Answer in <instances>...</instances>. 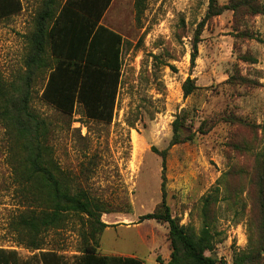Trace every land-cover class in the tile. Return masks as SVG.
Returning <instances> with one entry per match:
<instances>
[{
	"label": "rangeland",
	"instance_id": "obj_1",
	"mask_svg": "<svg viewBox=\"0 0 264 264\" xmlns=\"http://www.w3.org/2000/svg\"><path fill=\"white\" fill-rule=\"evenodd\" d=\"M21 2L19 14L0 20L2 91L23 84L44 0ZM209 5L113 0L102 23L124 44L111 123L88 119L80 105L72 115L61 113L41 98L49 71L34 79L30 108L43 122L46 164L73 191L107 208L101 221L108 227L97 235L100 255L169 262L168 224L140 222L160 207L165 179L172 216L196 232L206 198L213 201L207 214L215 257L225 264H264V0H216L220 13L207 17ZM189 78L195 89L186 97ZM1 110L0 100V250L15 252L6 257L15 264H80L85 242L93 240L87 216L70 214L62 227L41 234L39 250L18 229L21 213L40 208L21 199L25 158ZM176 120L185 140L172 145Z\"/></svg>",
	"mask_w": 264,
	"mask_h": 264
},
{
	"label": "trees",
	"instance_id": "obj_2",
	"mask_svg": "<svg viewBox=\"0 0 264 264\" xmlns=\"http://www.w3.org/2000/svg\"><path fill=\"white\" fill-rule=\"evenodd\" d=\"M210 0L207 17L220 13ZM113 0H44L38 14L36 27L29 39L30 50L26 59V76L23 84L12 89L0 90L1 116L7 128L21 148L26 170L21 176V199L39 211L21 213L16 221L19 230L29 239L34 250L41 249L38 243L41 234L64 225L68 215H85L94 230L92 242H85L78 258L80 264H142L135 257L106 256L98 253L97 235L108 225L101 221L107 213L105 205L93 200L83 190L70 187L63 174L46 164L47 154L43 146L42 121L30 108L34 79L41 70L49 75L41 98L61 113L72 115L80 105L90 120L111 123L122 77V51L124 39L120 33L105 26L102 20ZM23 10L21 0H0V20L10 18ZM204 22L196 31L192 65L198 57ZM49 59V60H48ZM51 60L54 62L51 64ZM2 84L0 82V89ZM195 89L189 78L183 86L185 96ZM179 120L174 123L172 145L183 143ZM167 152H162L163 168ZM264 159V158H263ZM264 166V164H263ZM264 172V170H263ZM263 180V179H262ZM153 213L140 217V222L154 220L169 226L171 257L167 264H225L214 256L215 233L208 220L207 208L213 202L206 198L204 224L200 232L180 224L172 216L165 199ZM15 252L0 250V264L10 263L7 255ZM45 257V254H44ZM240 262L246 258H239ZM238 261V262H239ZM44 264H50L44 260ZM238 264V263H237Z\"/></svg>",
	"mask_w": 264,
	"mask_h": 264
}]
</instances>
